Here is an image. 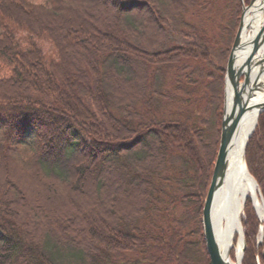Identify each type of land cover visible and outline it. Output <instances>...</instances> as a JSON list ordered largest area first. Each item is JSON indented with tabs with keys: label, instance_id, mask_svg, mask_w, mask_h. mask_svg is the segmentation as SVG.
Listing matches in <instances>:
<instances>
[{
	"label": "trees",
	"instance_id": "obj_1",
	"mask_svg": "<svg viewBox=\"0 0 264 264\" xmlns=\"http://www.w3.org/2000/svg\"><path fill=\"white\" fill-rule=\"evenodd\" d=\"M211 2L0 0V264H209L201 210L241 14L228 0L210 34L199 17ZM201 77L210 116L196 128L165 109ZM244 158L264 201V111ZM19 184L57 197L27 211ZM84 192L93 218L58 211ZM243 211L242 264H256L259 223L249 200Z\"/></svg>",
	"mask_w": 264,
	"mask_h": 264
},
{
	"label": "bare ground",
	"instance_id": "obj_2",
	"mask_svg": "<svg viewBox=\"0 0 264 264\" xmlns=\"http://www.w3.org/2000/svg\"><path fill=\"white\" fill-rule=\"evenodd\" d=\"M264 0H255L252 7L244 16V26L251 29L250 34H245L243 39H249L258 31L264 23L262 10ZM239 59V58H238ZM239 72H243V66L237 61ZM260 86L254 92L249 101V110L240 120L227 149L226 167L221 179L220 186L217 188L212 206V226L218 250L222 257L228 256V264H241V235L233 246V240L240 234V218L243 213L244 205L250 201L256 219L259 223L258 240L264 237V204L260 200L258 188L248 174L244 164L243 150L244 145L255 127L257 106L264 103V73L260 78ZM232 93L229 87L225 92L226 113L231 106ZM24 175V174H23ZM24 179L34 181L33 176H23ZM33 185L40 187L37 181ZM129 201L126 202L129 204ZM234 247L235 254L233 259L229 257L230 248Z\"/></svg>",
	"mask_w": 264,
	"mask_h": 264
},
{
	"label": "water",
	"instance_id": "obj_3",
	"mask_svg": "<svg viewBox=\"0 0 264 264\" xmlns=\"http://www.w3.org/2000/svg\"><path fill=\"white\" fill-rule=\"evenodd\" d=\"M240 2L241 14L224 69L223 104L218 149L216 152L215 161L213 163L209 186L201 210L203 239L207 256L209 258V264H228V256L225 258L221 256L214 237L212 226V206L214 195L217 188L220 186L226 167V155L230 140L240 120L250 109L249 101L251 100L254 92L259 89L260 78L264 73V23L250 39L247 37L246 40H244L243 36L245 34L248 35L251 33V29H249L247 26H244V16L246 12L252 7L255 0H250L248 5H244L242 0H240ZM261 12L263 14L264 9ZM238 60L243 66V72H239L240 70L237 67ZM227 87L230 88L232 93L231 106L228 113H226L225 108V92ZM262 111H264V103L257 106L256 123L257 118ZM251 134L248 136V139L250 138ZM246 145L247 141L244 145L243 157ZM250 178L256 185L254 179L251 176ZM258 194L260 200L264 204L259 190ZM240 235L242 241V257L244 250V240L241 232L239 235H237V240H239Z\"/></svg>",
	"mask_w": 264,
	"mask_h": 264
},
{
	"label": "rangeland",
	"instance_id": "obj_4",
	"mask_svg": "<svg viewBox=\"0 0 264 264\" xmlns=\"http://www.w3.org/2000/svg\"><path fill=\"white\" fill-rule=\"evenodd\" d=\"M33 1L40 2L42 0H33ZM227 1L228 0H212L207 11H205L204 14H202L199 17V19H201L202 22L204 21L203 23L205 24V26H207V31L210 34L215 33L218 25L223 24L225 22L227 11H225L223 7ZM96 11L94 13H96ZM92 14L93 13H91V15ZM75 16L85 22H90L92 20L90 16L88 17L87 15H83L79 12L78 13L76 12ZM207 19H209L210 22H207L206 21ZM191 22H197V20L194 18ZM48 26H50V28L54 31L53 33L56 38L60 39L62 37L61 33H63V28H62L61 23L53 22L49 24ZM205 70L207 71L208 69L205 68ZM206 82L207 80H205L203 77L199 78V81L196 84V86L192 88L193 94L191 96H188V97L183 96L180 93H176L175 95H173L174 101L166 105L167 107V109H165L166 114H172L173 116L178 117V118L189 119L188 122L191 125H193L196 128H200L199 123L203 120L204 121L209 120V116H210L209 110L206 104L207 97L209 95L208 89H206ZM186 99H188L189 101H186ZM32 142H33V137L31 135L26 140V143L24 142L22 145L25 146L27 143H32ZM14 171L17 172L18 170L14 169ZM19 186L20 188H22V190L25 193L24 201H22L20 204L21 206L25 204L24 206L27 209V211H28L29 206L35 207L41 201H44L46 203L51 202L53 200V196H56V195H53L52 193H48L49 195H47V193L44 195L42 194L38 195V193H36L35 197L37 198V200L35 198L31 200L29 193L27 194L26 192V189L28 188V186L24 184L23 185L19 184ZM72 194H73L71 195L72 197H70L69 199L65 197L63 198L65 205L59 206L58 211L62 213L64 217L66 218H68L67 217L68 214L72 211H74L76 214L82 213L84 214V216L86 215L87 218H93L95 214L94 213L95 207L93 206V202L92 201L89 202V199L86 198L87 193L84 192L80 194L79 193L78 194L72 193ZM119 194H120L119 189L112 188L111 195L109 196L110 202L112 201L114 203L115 202L117 203L118 197L120 196ZM109 204L106 205L104 201L100 202L99 208L100 209L102 208L104 210L106 209L109 210L110 208V206H108ZM39 210H40V213L43 214V210L42 209H39ZM47 212H50L51 214L52 210L49 209ZM109 214L113 216L111 213ZM244 219H245V214L243 211V213L241 214L240 223H242V220ZM241 232L243 234V240H244V230H243L242 225H241ZM258 236L259 235H256V237L254 238L255 246L257 247V249H261V250L259 251L260 252L259 257H256V264H264V237L262 240L259 241ZM244 246H245V240H244ZM243 255H244V250H243L242 257H241V264L242 262H244ZM231 259H233V257Z\"/></svg>",
	"mask_w": 264,
	"mask_h": 264
}]
</instances>
